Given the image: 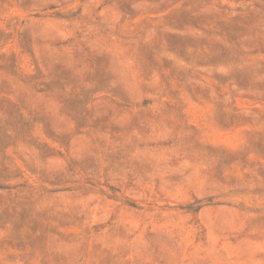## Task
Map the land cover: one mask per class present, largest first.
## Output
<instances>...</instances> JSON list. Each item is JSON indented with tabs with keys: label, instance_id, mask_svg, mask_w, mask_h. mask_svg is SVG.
<instances>
[{
	"label": "rangeland",
	"instance_id": "1",
	"mask_svg": "<svg viewBox=\"0 0 264 264\" xmlns=\"http://www.w3.org/2000/svg\"><path fill=\"white\" fill-rule=\"evenodd\" d=\"M0 264H264V0H0Z\"/></svg>",
	"mask_w": 264,
	"mask_h": 264
}]
</instances>
